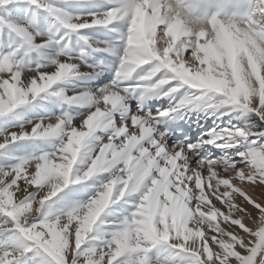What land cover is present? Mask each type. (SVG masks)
I'll list each match as a JSON object with an SVG mask.
<instances>
[{"label":"snow or ice","instance_id":"1","mask_svg":"<svg viewBox=\"0 0 264 264\" xmlns=\"http://www.w3.org/2000/svg\"><path fill=\"white\" fill-rule=\"evenodd\" d=\"M60 3L104 10L72 14L50 0H0V118L45 93L89 108L0 130V152L21 141H59L51 152L0 164V264H159L149 253L161 247L168 264H264V0ZM100 28L115 37L84 32ZM33 52L47 63L25 67ZM100 53L116 61L86 62ZM105 68L112 79L94 91L54 89ZM165 99L163 109L145 107ZM193 110L214 118L193 143L173 142L157 126ZM109 129L74 172L88 140ZM97 177L86 200L73 192L51 203ZM129 197L133 210L109 222L104 243L83 247L105 210Z\"/></svg>","mask_w":264,"mask_h":264},{"label":"bare ground","instance_id":"2","mask_svg":"<svg viewBox=\"0 0 264 264\" xmlns=\"http://www.w3.org/2000/svg\"><path fill=\"white\" fill-rule=\"evenodd\" d=\"M50 2L54 3L56 7L64 9L67 12L72 13V14H86L91 11L90 9H93V11H97V12L104 10L102 8L92 7L91 5L80 6V5H75V4H64V3H60V0H50ZM20 7H23V6H20ZM105 7L107 6L105 5ZM45 16H46L45 13L43 12L39 13V17H40L39 30L41 32H43L47 26ZM48 19L50 20L51 18H48ZM125 29H126V25L120 26V31H125ZM84 32L85 34L89 36H93L97 39L105 40L103 37L102 28L87 29V30H84ZM71 46L75 47V44L73 43ZM4 50L7 51L8 49L5 48ZM72 54L75 55V52H73ZM110 55L113 56L116 60L115 55L113 54H110ZM13 59L14 60L21 59V57L16 56V57H13ZM107 62L114 64V62H110V61H107ZM22 63H24L25 67H35L37 63L43 64V63H47V61L39 53L33 52V53H28L26 57H23ZM111 79H112V71L107 70L106 72H101V75L97 76L95 79L69 78L55 85L54 89L55 90H61V89L65 90L67 95L71 96L73 94V91L79 92L81 89H92L94 91L96 88H99L101 86V82L103 84H107ZM155 102L156 103L154 104L153 112H155L157 106L163 109L167 107V104H168V100L166 99L163 101L156 100ZM172 103L174 104L175 100H173ZM127 104L129 106L128 114L130 115L132 112L136 111V108L134 107L132 100H128ZM63 111H67L71 115H76L77 113L86 114L89 111V108L84 104H75V105L64 104L62 101L58 100L57 98L50 97L47 93H45V94H41L40 96H38L37 99L35 101H32L30 104L21 105L16 110H14L12 113L6 115L3 118H0V130H16L21 125L24 126L25 128H28L30 127V125L27 123L29 120H32L33 122H35L38 119L51 120L52 116L57 115ZM184 116L191 125L189 138L187 142L185 143H192L193 142L192 140H194V138H198L201 136L202 133L206 132L205 128L208 125H210L211 127L213 126L214 118L209 117L208 119H199L198 112L196 110H193L190 113H185L183 117ZM80 118L81 117H78L77 119L73 120V123L78 124ZM114 120L115 121L120 120L119 113L114 114ZM233 123H239V122L233 121ZM221 127H223L222 122H221ZM110 131H111L110 129L109 130H98L96 133H94L93 137L90 138L88 142L85 144V146L83 147L82 152L79 157V161L74 166V172H78L79 170H81L82 168L86 166L87 161L89 160L90 153L93 155L95 154L98 144L100 143L101 140H107L108 132ZM58 143H59L58 140L21 141V142H17L16 144L9 145L5 150H3V153L11 154L10 150L13 149L15 151L13 152L15 157L19 156L20 161H21L23 159L31 158L33 153H36L38 151H42V154L47 153L49 152L51 148L54 149V146ZM44 149H47V152H45ZM212 151H216V150L212 149ZM3 155L2 153H0V158ZM19 157L17 159H19ZM8 158H11V157H8ZM88 184L90 185V187H88L86 190L84 189L83 185L69 187L68 192L65 193V196L62 193H60L61 195H63V197L60 194H58V196L53 198V201L51 202H54L56 198L58 197H59L58 199L63 202L64 200L67 199L69 194L73 192H80L81 195L78 197V199L86 200L88 196L92 195L93 192L96 190V188L99 186L100 178L98 177L93 178L92 180L88 182ZM259 191L260 190L258 189L257 195H259ZM127 199H128L127 203L120 202L115 206H110L108 209L105 210V212L98 219L97 225L94 227V230L92 233L101 237L102 241H105V239L107 238L108 232L111 231L114 226L113 223H109V222H114L120 218H123L127 216L133 210V203H132L133 197H129ZM88 240L86 242H88ZM85 245L83 247H85ZM88 247H91V246H88ZM149 256L154 261L158 259L159 264H168V253L162 247L160 248L158 255L156 251L153 250V252L149 253ZM29 264H31V262H29ZM175 264H181V262L179 261V258H177V260L175 261Z\"/></svg>","mask_w":264,"mask_h":264},{"label":"rangeland","instance_id":"3","mask_svg":"<svg viewBox=\"0 0 264 264\" xmlns=\"http://www.w3.org/2000/svg\"><path fill=\"white\" fill-rule=\"evenodd\" d=\"M107 7H113L114 5H111V4H107L106 5ZM91 11H93V9H90ZM211 126L210 125H208L206 128H205V131H207L209 128H210ZM197 138H194V140H192L193 142L196 140ZM192 142V143H193ZM190 144V143H189ZM44 151L45 152H47V149H44ZM51 151H53V148H51L50 150H49V152H51ZM10 152H11V154H4L3 152H0V153H2V157L0 158V164H3L5 161H7L9 164H15V163H17V162H19L20 161V157L19 156H17V157H15V155H14V153L13 152H15L13 149H11L10 150ZM42 154V151H38V152H36V153H33V155H32V157L33 156H39V155H41ZM11 155V156H10ZM14 155V156H13ZM8 157H11V158H8ZM15 157V158H14ZM19 157V159H17ZM6 158V159H5ZM14 158V159H13ZM4 159H5V161H4ZM2 161V162H1ZM68 192V189L67 190H65L64 192H62V194L65 196V193H67ZM61 195V194H60ZM63 195H61L62 197H63ZM59 198V197H58ZM58 198H56V202H55V204H54V202H51V203H53L54 204V206H59V204L60 203H62V201L61 200H59ZM104 243V241H102V238L101 237H99L98 235H95V234H93V233H91L90 234V238H89V240H88V242H86L85 244V248L86 247H88V246H91L92 248L94 247H97V246H99V245H102Z\"/></svg>","mask_w":264,"mask_h":264},{"label":"clouds","instance_id":"4","mask_svg":"<svg viewBox=\"0 0 264 264\" xmlns=\"http://www.w3.org/2000/svg\"><path fill=\"white\" fill-rule=\"evenodd\" d=\"M194 27H199V25H195ZM163 37H161V42H163Z\"/></svg>","mask_w":264,"mask_h":264}]
</instances>
